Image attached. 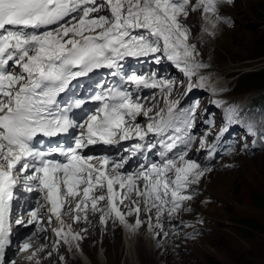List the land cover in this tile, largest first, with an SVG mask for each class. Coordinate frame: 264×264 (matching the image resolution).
<instances>
[{
	"label": "snow or ice",
	"instance_id": "obj_1",
	"mask_svg": "<svg viewBox=\"0 0 264 264\" xmlns=\"http://www.w3.org/2000/svg\"><path fill=\"white\" fill-rule=\"evenodd\" d=\"M232 2L0 0V264H15L17 253L33 249L35 232L47 231L39 227L45 217L49 224L53 218L60 224L52 229L57 243L70 245L87 231L74 232L72 224L88 221L89 212L100 213L105 226L112 218L130 230L146 223L159 230L157 236L170 234L164 231L166 223L193 198L189 189L211 171L189 156L198 101L184 109L179 99L172 98L178 87L175 80L135 72L123 73L128 84L159 90L149 103L131 89H108L94 96L100 107L77 122L57 101L73 80L97 69L120 75L128 58L150 57L155 64L166 58L187 78L184 91L190 93L193 77L206 65L197 60L188 17L199 12L204 31L213 35L208 26L215 28L224 19L222 6ZM203 82L200 76L195 86ZM183 85L181 81L179 87ZM76 106L82 103L76 101ZM236 115L231 109L228 119ZM77 128L73 143L65 148L36 147L41 136L53 138ZM248 128L264 137L260 131L264 123L250 120ZM227 131L222 129L221 135ZM184 133L188 135L182 140ZM178 140L184 147L176 151ZM124 141H135L123 149L129 157L117 160L87 152L90 146ZM207 145V138L199 140L200 149ZM158 148V163H143L136 171L126 168L130 157ZM21 189L43 193V202L27 209V219L17 211ZM70 212L72 223L66 224L63 216ZM126 217H134L133 222ZM14 226L32 227L35 232L14 239ZM40 251L43 247L32 250L28 258Z\"/></svg>",
	"mask_w": 264,
	"mask_h": 264
},
{
	"label": "rangeland",
	"instance_id": "obj_2",
	"mask_svg": "<svg viewBox=\"0 0 264 264\" xmlns=\"http://www.w3.org/2000/svg\"><path fill=\"white\" fill-rule=\"evenodd\" d=\"M221 15L224 19L215 28L208 26L213 35L204 31L205 25L199 12L190 13L188 17L187 23L192 25L190 40L196 44L199 53L197 60L206 65L199 70L197 76H202L203 73L217 74L220 71L219 74L226 82L231 80L228 83L231 89L226 92L230 97L242 96L247 91L256 93L263 90L264 0H233L231 4L222 6ZM254 72L258 73V77H254ZM182 80H185L183 88L186 89L187 78L181 73L175 79L178 87ZM179 88L174 89L172 98L179 99L185 95L182 88ZM204 93L197 94L201 106L209 100V96ZM263 105L262 101L260 107ZM252 108H258V103L255 102ZM245 117L244 111L238 114L239 121ZM193 148L194 150L189 151V156L195 159L193 155L200 154V159L195 160L211 171L189 189L194 193L193 198L185 201L184 209L173 216V224L166 223L164 231L170 234L167 237L157 236L158 229L145 228L142 244L137 246V229L131 230L129 254H132V259L129 262L126 260L124 224L115 219L111 222V218L105 227L95 213L97 228L92 230L95 237L89 240L88 234L83 232L82 240L85 247L96 254V264H264V207L254 204L250 197L252 193H264V143L250 152L234 147L230 154L217 157L210 163L202 162L204 151L199 145H194ZM195 151L200 153L193 154ZM17 211L25 213L18 208ZM64 216L71 219L72 213ZM130 219L133 222L134 217ZM146 219L144 216L142 220ZM83 226L79 230L85 229ZM103 230L105 233L118 231L116 233L119 238L113 240L110 236L104 237ZM187 230H190L188 234ZM150 233L154 236L152 242L148 237ZM156 238L161 240L155 243ZM39 239L40 236H35L32 242ZM57 241L58 239L52 243L53 251L44 252L47 260L41 264H49L51 259L57 264H78L77 259L72 256L68 260L61 259L64 248L59 249L57 246L60 243ZM114 241L119 245L115 250ZM121 247L124 250L118 256L116 253H120ZM80 253L86 258L82 250ZM8 256L11 257L12 253ZM37 258L38 256L34 257V260ZM95 262L96 260L93 261Z\"/></svg>",
	"mask_w": 264,
	"mask_h": 264
},
{
	"label": "bare ground",
	"instance_id": "obj_3",
	"mask_svg": "<svg viewBox=\"0 0 264 264\" xmlns=\"http://www.w3.org/2000/svg\"><path fill=\"white\" fill-rule=\"evenodd\" d=\"M203 77H204V82H203L202 85H204L203 88H205V89H209V88L215 86L216 84L225 83L226 82L225 79L222 78L220 74H216V73L207 75V77L206 76H203ZM197 83H198V81H197ZM177 88H178V90L180 89L179 87H177ZM195 88H197V87H193V89H195ZM184 90H185L184 88L181 89V91L185 94V91ZM187 94H185L184 96H186ZM138 119H140V118H138ZM196 152L197 153H200V151H195V152H193V154H195ZM204 153H205V151H204ZM204 153H203V156H202V160H203L202 162H204ZM199 155L200 154H195L193 156H194L195 159H197V158L200 159L199 158L200 157ZM94 163H95V161H94ZM21 192H23V194H27L28 193L27 191H25L23 189H21ZM97 194H99V193H97ZM74 204H75V201L72 202V204L70 205V207H74ZM101 204H103V202H101ZM37 205H38L37 203H34L33 204V206H37ZM19 207H20V201H19L18 208ZM96 214H98L100 216V213H96ZM81 215H83V213H81ZM88 217H89L88 218V221H84L82 219L81 221L72 224V227H73V231L74 232L75 231L80 232L81 229L79 230V227L81 225L82 226L84 225L83 227L85 229H87V231H86V235L88 234L87 239L92 240L95 237V235L93 234L92 230L96 229L97 228V225H96L95 217H94V214L93 213L89 212L88 213ZM131 218L133 219V217H131ZM25 219H27V216H25ZM63 219L65 220V223L66 224L72 223V220L71 219H67L66 216H63ZM126 219L131 223L130 217H126ZM141 219H144V216H141ZM110 221L113 222V219L110 220ZM107 224H109V222ZM171 224H173V223H170V225ZM145 226L143 225V226H141L140 228L137 229L136 242H135L137 246H141V244H142V241H143V233H144L145 228H147L149 230V227L147 226V224ZM39 227L41 229H47V231L35 232V236H40V239L38 241L32 242L33 243V249H31L28 252H26V254H25V252L18 253L17 256H16V258L14 259L15 260V264H26V263H29V264H41L43 261L47 260L46 258H44V255H43L44 252L46 250L47 251H49V250H52L53 251V249L51 247L52 246V243L55 242L59 238L52 232V229L53 228L60 227L59 222L57 220H55V218H53L52 222L49 224V223H47V217H45V220L42 221L39 224ZM175 227H176V225H174L173 228H175ZM27 228H29V230L31 229V227H27ZM24 229H26V228H21V227H15L14 226V233H15L14 239L15 238L20 239V236L19 235H21L23 233L22 231H24ZM125 229H126L125 244H126V249H127L126 260H129V262H130V260L132 259L131 258L132 254H129L130 253V248H131V239H132V236H131V230L128 227H126V226H125ZM103 232L104 233H102V234H103L104 237L105 236H110L111 238H113V240H116L117 238H119V235L116 233L118 231L111 230L108 233H105V230H103ZM128 236L130 238H128ZM148 237H149L150 241L152 242L153 239H154V236L152 237V234L150 233ZM50 238H51V240H49ZM120 239H121V237H120ZM160 240L161 239L156 238L155 239V243L157 241H160ZM165 240H167V239H165ZM48 241H49V243H48ZM77 243L79 244V247L76 246ZM114 243H115V248H114V250H115L119 245H118L117 241H114ZM40 247H43V251H40V252L37 253V255H36V256H38L37 260H34V258L30 260L28 257L31 255V251L34 250V249H36V248H40ZM57 247L59 249L64 248V256H63V252L61 251L62 252V258H63V260H68L69 259V256H72V257H74V259H77L76 261L78 262V264H96L97 263V256H96V254L94 252H90V250L87 249V247H85L84 240H80L78 242L74 241V242H72L71 245L70 244L63 243V241H61L60 244ZM68 249H70V251ZM80 250H82L84 252L86 258H84L82 256V254L80 253ZM123 250H124L123 247H121L120 253L119 254L116 253V255L119 256L121 254V252H123ZM9 253H12V252H9ZM67 253L69 255H67ZM95 260H96V262L93 263V261H95ZM126 260H125V262H126ZM70 261H71V259H70ZM53 262H54V264H57L54 259H51V261H49V264H51Z\"/></svg>",
	"mask_w": 264,
	"mask_h": 264
},
{
	"label": "trees",
	"instance_id": "obj_4",
	"mask_svg": "<svg viewBox=\"0 0 264 264\" xmlns=\"http://www.w3.org/2000/svg\"><path fill=\"white\" fill-rule=\"evenodd\" d=\"M253 74L254 77H258L257 72H254ZM250 197L254 204L264 207V193L263 194L252 193Z\"/></svg>",
	"mask_w": 264,
	"mask_h": 264
}]
</instances>
